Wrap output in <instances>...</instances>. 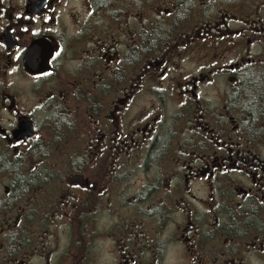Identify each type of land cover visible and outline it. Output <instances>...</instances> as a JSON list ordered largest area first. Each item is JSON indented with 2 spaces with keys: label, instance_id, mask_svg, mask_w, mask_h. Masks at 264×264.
<instances>
[{
  "label": "flooded vegetation",
  "instance_id": "af4514ba",
  "mask_svg": "<svg viewBox=\"0 0 264 264\" xmlns=\"http://www.w3.org/2000/svg\"><path fill=\"white\" fill-rule=\"evenodd\" d=\"M0 264H264V0H0Z\"/></svg>",
  "mask_w": 264,
  "mask_h": 264
},
{
  "label": "rangeland",
  "instance_id": "374dc122",
  "mask_svg": "<svg viewBox=\"0 0 264 264\" xmlns=\"http://www.w3.org/2000/svg\"><path fill=\"white\" fill-rule=\"evenodd\" d=\"M186 63V62H185ZM101 259L104 260L105 259V256H101Z\"/></svg>",
  "mask_w": 264,
  "mask_h": 264
}]
</instances>
